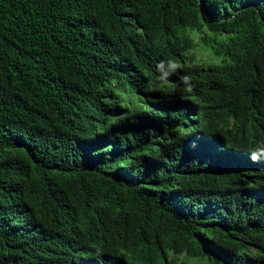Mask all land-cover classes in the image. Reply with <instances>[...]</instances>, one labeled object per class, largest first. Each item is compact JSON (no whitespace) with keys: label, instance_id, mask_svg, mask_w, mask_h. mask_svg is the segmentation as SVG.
<instances>
[{"label":"trees","instance_id":"obj_1","mask_svg":"<svg viewBox=\"0 0 264 264\" xmlns=\"http://www.w3.org/2000/svg\"><path fill=\"white\" fill-rule=\"evenodd\" d=\"M0 264H264V0H0Z\"/></svg>","mask_w":264,"mask_h":264},{"label":"clouds","instance_id":"obj_2","mask_svg":"<svg viewBox=\"0 0 264 264\" xmlns=\"http://www.w3.org/2000/svg\"><path fill=\"white\" fill-rule=\"evenodd\" d=\"M193 55H195V52L192 53ZM194 64L198 65L199 67H202L206 72H209V67L211 65L210 64V57L208 55H206L204 53V51L198 56V58H196V62H194ZM254 160L257 158L256 154H253L252 157ZM183 262V258L180 259Z\"/></svg>","mask_w":264,"mask_h":264},{"label":"rangeland","instance_id":"obj_3","mask_svg":"<svg viewBox=\"0 0 264 264\" xmlns=\"http://www.w3.org/2000/svg\"><path fill=\"white\" fill-rule=\"evenodd\" d=\"M185 262H192V260L189 258V259H186Z\"/></svg>","mask_w":264,"mask_h":264}]
</instances>
